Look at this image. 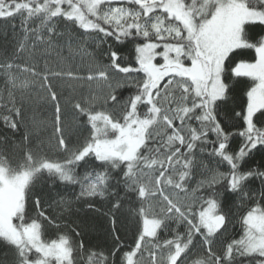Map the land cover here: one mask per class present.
<instances>
[{"label": "snow or ice", "instance_id": "1", "mask_svg": "<svg viewBox=\"0 0 264 264\" xmlns=\"http://www.w3.org/2000/svg\"><path fill=\"white\" fill-rule=\"evenodd\" d=\"M0 23V264H264V0H0ZM85 46L86 71L52 66ZM79 203L110 223L107 251L66 219Z\"/></svg>", "mask_w": 264, "mask_h": 264}, {"label": "trees", "instance_id": "2", "mask_svg": "<svg viewBox=\"0 0 264 264\" xmlns=\"http://www.w3.org/2000/svg\"><path fill=\"white\" fill-rule=\"evenodd\" d=\"M18 23V21H17ZM259 28L253 29V33L259 32ZM11 39L12 33L11 30H8L7 38L4 35L3 24L0 23V49L7 46L9 50L11 49ZM113 48L117 50L121 56L124 58H131L133 44L125 43V44H116L114 41H111ZM107 47V45H104ZM86 52L84 53H74L70 56L68 48L65 47L63 52L61 53L66 58V63L58 64L56 63L57 57L56 54L53 53L50 57V61L52 62V66L56 68H64L65 70L68 67H71L73 71H81L84 72L87 69V65L89 63L90 57L87 55L88 52H92L94 50L93 47H87ZM98 55V53H97ZM252 53L250 51L241 52L239 55V59H251ZM44 60H40V66L43 68ZM53 84L55 86V90L61 96L63 100L64 97L68 96L71 89L68 87L67 81L62 80H53ZM247 87L246 82L241 79L239 81L233 82L232 84V94L231 99L228 105L225 108V112L231 114V110L235 107L236 110H239L238 106L240 101L243 98V93ZM233 100L235 103H233ZM52 109L45 103H40L33 101L27 106L26 117L31 120L33 117L37 121H46L49 119L51 115ZM224 115V112L221 113ZM51 133V129H47L41 133L42 137H47ZM239 140L233 141V147H238ZM261 155L259 153L255 154L253 159L249 161V164H257L261 162ZM43 189L46 199H58L57 196L58 191H62L60 189L52 188L49 189L44 185L43 182L37 185V190L40 191ZM72 190L69 189L67 191H63L62 194L68 195ZM78 191V188L76 189ZM97 207L103 208L104 205L102 202L97 201ZM127 208V206H126ZM66 219L74 220L81 225V231L83 233V240L86 245V248L96 249V250H105L107 251L112 247V240L109 235L111 230V225L108 222L107 218L99 213H95L92 211H88L83 203L76 204L74 206L73 215L71 217H66ZM117 228L119 229V234L121 239L124 241L126 245L134 243V227L132 226V222L130 218L127 216L126 209L123 214L118 216Z\"/></svg>", "mask_w": 264, "mask_h": 264}]
</instances>
